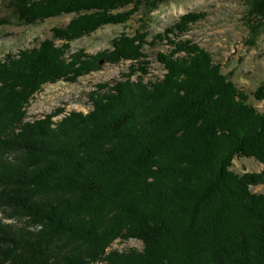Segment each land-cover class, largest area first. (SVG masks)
Returning <instances> with one entry per match:
<instances>
[{
    "label": "trees",
    "instance_id": "obj_1",
    "mask_svg": "<svg viewBox=\"0 0 264 264\" xmlns=\"http://www.w3.org/2000/svg\"><path fill=\"white\" fill-rule=\"evenodd\" d=\"M156 1H8L26 22L78 14L0 61V209L20 221L0 222V264H264V193L249 189L264 183V113L210 52L182 38L203 12L154 36L170 49L157 51L165 73L149 82L131 78L148 73L144 37L118 36L93 56H67L54 43L124 22L133 11L119 8L133 2L137 10ZM246 3L247 26L259 34L264 0ZM103 56L130 60V71L90 90L91 110L54 126L60 109L25 118L43 84L75 82ZM253 95L264 100V84ZM249 155L262 170L238 174L233 159ZM130 238L143 248H113Z\"/></svg>",
    "mask_w": 264,
    "mask_h": 264
},
{
    "label": "rangeland",
    "instance_id": "obj_2",
    "mask_svg": "<svg viewBox=\"0 0 264 264\" xmlns=\"http://www.w3.org/2000/svg\"><path fill=\"white\" fill-rule=\"evenodd\" d=\"M9 0H0V61L6 60L8 54L18 57L22 49H29L39 45L45 39L52 37V28L63 27L78 13L64 12L58 16H49L26 22L18 19L17 13H12L8 8ZM119 8L121 11L132 10L130 18L116 24L105 23L99 29L89 31L67 42L62 39H54L55 45L66 44V55L69 56L77 51L96 55L113 48L114 41L118 36H141L144 37L143 46L146 53V67L148 73L137 69L131 75L132 80L142 77L149 82L157 77H162L165 69L157 58V51L168 52L170 45L167 41L157 39L154 36L164 31L181 19L186 13L203 12L204 18L190 24L182 36L192 42L200 43L213 56L217 63L222 66L223 72H227L230 78L249 96V102L255 109L264 113V100L254 97L253 91L264 84V27L259 34L252 35L247 26L245 11L248 8L246 0H165L156 1L155 7H140L137 10L131 6ZM85 12H82V14ZM87 13H91L87 11ZM53 38V37H52ZM102 60V61H101ZM100 69L88 71L75 82L61 79L59 81L43 84L40 89L33 93L26 104L25 118L28 121L43 117L46 113L61 111H81L86 113L92 109L89 91L97 88L105 82L109 85L115 79H121L123 74L130 71L129 61L116 63L106 62L105 57L100 58ZM103 87L101 91L105 90ZM232 168L238 174L244 172H258L262 170L263 162L252 155L236 156L232 162ZM253 193H264V183L250 185ZM0 209V213H2ZM11 219L18 218L9 217ZM32 226L31 229H39ZM129 247L143 248L142 242L137 238L127 241H116L113 248L127 249ZM99 264V263H97Z\"/></svg>",
    "mask_w": 264,
    "mask_h": 264
},
{
    "label": "built area",
    "instance_id": "obj_3",
    "mask_svg": "<svg viewBox=\"0 0 264 264\" xmlns=\"http://www.w3.org/2000/svg\"><path fill=\"white\" fill-rule=\"evenodd\" d=\"M70 111L68 110H65V111H61L59 112V114H56L52 117L53 119V124L52 126H54L58 121L59 119H61L62 117H65L66 115L69 114ZM0 222L4 223V224H15V223H20V221L18 220V218H15V219H11L9 218L8 216H6L4 214V212L0 213ZM104 260L102 262V264H104ZM89 264H91V261L89 262Z\"/></svg>",
    "mask_w": 264,
    "mask_h": 264
},
{
    "label": "water",
    "instance_id": "obj_4",
    "mask_svg": "<svg viewBox=\"0 0 264 264\" xmlns=\"http://www.w3.org/2000/svg\"><path fill=\"white\" fill-rule=\"evenodd\" d=\"M102 61V60H101Z\"/></svg>",
    "mask_w": 264,
    "mask_h": 264
}]
</instances>
